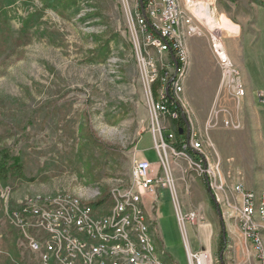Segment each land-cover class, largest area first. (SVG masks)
<instances>
[{
    "label": "rangeland",
    "instance_id": "obj_1",
    "mask_svg": "<svg viewBox=\"0 0 264 264\" xmlns=\"http://www.w3.org/2000/svg\"><path fill=\"white\" fill-rule=\"evenodd\" d=\"M208 1L219 26L222 14L240 26L237 34L220 33L246 95L235 101L221 86L207 29L192 37L184 31L186 73L177 97L190 139L202 145L194 149L204 156L202 171L168 148L163 165L155 146L153 131L160 126L167 134L172 120L155 112L147 71L150 62L158 78L175 68L169 52L148 44L138 24L140 0L0 1V150L8 148L24 167L23 178L0 181V264L34 258L12 210L62 193L93 204L106 191L131 188L141 158L169 174L170 187L142 197L166 264H189L190 227L211 264H258L232 188L242 182L264 191V0ZM192 212L197 217L188 221ZM204 226L207 245L198 231Z\"/></svg>",
    "mask_w": 264,
    "mask_h": 264
},
{
    "label": "built area",
    "instance_id": "obj_2",
    "mask_svg": "<svg viewBox=\"0 0 264 264\" xmlns=\"http://www.w3.org/2000/svg\"><path fill=\"white\" fill-rule=\"evenodd\" d=\"M212 7L208 0H184V3H177V0H140L139 12L137 14L138 24L142 31L148 34L147 42L152 46H161L162 52L172 50L173 59L176 61L173 76L168 71L160 78L162 85L158 90V98L155 99L152 92V84L159 79V71L150 62L146 79L150 92L153 96V108L155 112L166 114L168 117L176 118L177 114L172 113L166 107V94L171 89L177 97V92L183 91V84H177L175 73L181 66V60H186L184 50L185 38H180V31H188V37L202 36L204 28L207 29L212 54L221 72V86L227 87L234 96L235 101L242 100L241 87L238 86V75L235 65L226 62L222 51V39L218 38L219 25L216 23L215 15L212 14ZM211 19V20H210ZM212 21V23H209ZM216 23V25H213ZM259 96H261L259 94ZM229 121L227 120V124ZM156 128L153 131L155 146L160 153L162 164L166 166L164 156L168 160L167 148L176 157L188 154L185 151L177 150L171 140V130L163 134L160 126L158 134ZM166 132V130H165ZM189 145L193 149H200L199 142L189 139ZM204 163V156H194V166L201 171ZM133 186L125 191L119 188L111 193L113 204L108 210H115L116 217H120L121 208H132V215L124 218V226L113 227V223L107 220V212L102 214L85 210V205L78 204V210H71V197L62 193L53 201H38L33 199L24 203L22 207L14 211L19 214L22 236L28 244V249L34 255L32 264H49V257H60V264H78L79 259L88 260V264H104L95 262L97 248H82V257H75V245H81V236H88L90 240H97V247L112 245L116 248H136V255L133 258L116 257V264H135V258L146 255V245H142V237L138 236L139 222L142 215H136V206H143V215L146 213L143 195L156 193L166 183L169 186V174L160 175L153 170V165L145 158L136 159L133 165ZM170 187V186H169ZM233 191L240 202L241 226L246 236L252 240L258 257L264 263L263 244L258 242L259 230H264V206L262 220H253L251 217L252 203L254 202V191L248 189L242 182H235ZM34 206H41V213H34ZM69 216H76V223H69ZM187 220L194 221L197 215L192 212L188 214ZM73 224L83 225V232H74ZM95 225H104V228L114 229L113 242H102L95 234ZM56 231H64V240H57ZM189 264H211L210 253L206 249L194 251L188 248ZM156 264V263H155Z\"/></svg>",
    "mask_w": 264,
    "mask_h": 264
},
{
    "label": "bare ground",
    "instance_id": "obj_3",
    "mask_svg": "<svg viewBox=\"0 0 264 264\" xmlns=\"http://www.w3.org/2000/svg\"><path fill=\"white\" fill-rule=\"evenodd\" d=\"M177 3H181L180 0H177ZM213 13L214 12L212 11V14ZM221 20L222 23L219 26L218 38L220 39L223 38V35L220 32L227 31L230 34H237L240 31L239 24L232 22L231 19H229V17L226 16L225 14H222ZM209 23H212V21H210ZM213 25H216V23H213ZM183 32L184 31H180V38L183 37L182 35L185 33ZM223 42L224 41L222 39V51H223V56H225L226 62L229 63L230 65H235L228 54V49L226 45ZM186 62H187L186 60H181V66L178 69V72L175 73V80L177 84H183L182 78H184L186 73ZM235 68H236V75H238V86L241 87V96L243 98L246 95V89L244 86L245 84L242 80L240 69L236 65ZM181 92L182 91L177 92V96ZM173 138L175 137L173 134H171V140ZM199 147L201 150L202 145L200 143H199ZM185 156L190 161L191 166H194V156H191L189 154H185ZM53 199L55 198L46 199L45 201H53ZM71 199H72L71 210H78V204H83L85 205L86 211L94 212V208L92 207L91 204L81 203L78 199L72 197ZM38 201H42V200L38 199ZM260 206H264V191H262L260 195L254 192V202L252 203V210H251V217L253 220H262L263 208ZM34 213H41V206H34ZM15 215H13V218L16 224L20 227L19 214H15ZM131 215H132V208H121L120 217H116L115 210H110L107 213V220L109 223H113V227H122L124 226V218H127L128 216ZM136 215H142V221L139 222V227H138V236L142 237V245L147 246L146 248L147 256H138V258H135V264H155V263L166 264V262L162 258V255H165V253L164 251L159 252L158 247L154 242L152 232L150 231V227L147 223L146 213H144L143 215V206H136ZM16 217H17V221H16ZM69 223H76V216H69ZM73 231L83 232V225L73 224ZM263 232L264 230H259V235H258V242L262 244H263ZM95 234L98 235V239H102V242H113L114 239L113 228H104V225H95ZM56 238L57 240H64V231H56ZM82 248H97V253H95L96 263L116 264V257L133 258L136 255V248H116V252H115V249H112V245L97 247V240H90L88 236H81V245H75V257H82ZM49 264H60V257H49ZM78 264H88V260L79 259Z\"/></svg>",
    "mask_w": 264,
    "mask_h": 264
},
{
    "label": "trees",
    "instance_id": "obj_4",
    "mask_svg": "<svg viewBox=\"0 0 264 264\" xmlns=\"http://www.w3.org/2000/svg\"><path fill=\"white\" fill-rule=\"evenodd\" d=\"M5 2V7L10 5L13 0H0ZM53 1V0H52ZM9 3V4H8ZM4 16V9L0 10V16ZM34 17L28 18L24 23L23 26L26 28L29 26L30 22L33 21ZM169 54L172 57V62L173 65H175L176 61H174L173 56L174 52L172 50L168 51ZM166 71V70H164ZM164 71L163 74H164ZM162 77V76H161ZM160 77V78H161ZM155 80V82L152 84V92L153 96L155 99L158 98V90L160 86L162 85V80L161 79ZM166 107L172 112L176 113L177 117L172 118L169 117L172 121V126H171V134L174 135V147L179 150V151H185L191 156H195V150L187 145L188 144V136H187V127L185 128L186 123V118L185 114L183 111V108L179 102L178 97L174 94V92L170 89L169 92L166 94ZM9 156L13 157L11 158L12 161H9ZM9 177H13L16 179H21L24 177V167L23 164L21 163V160L16 157L12 156L11 152L8 148H3L0 150V181H6ZM113 200L111 197V194L109 192H105L103 196H101L97 201L93 202L92 207L94 210H98L100 213H108L109 207L112 205Z\"/></svg>",
    "mask_w": 264,
    "mask_h": 264
},
{
    "label": "crops",
    "instance_id": "obj_5",
    "mask_svg": "<svg viewBox=\"0 0 264 264\" xmlns=\"http://www.w3.org/2000/svg\"><path fill=\"white\" fill-rule=\"evenodd\" d=\"M213 55V54H212ZM214 57V56H213ZM252 190V189H251ZM255 192V191H254ZM262 192V191H261ZM256 193V192H255ZM260 193V192H259ZM189 230H190V232H192V234H193V242H194V246L193 247H190L192 250H194V251H196L197 250V247H198V242H196L197 241V234H196V232H195V230L194 229H192V227H190L189 228ZM198 231H199V233H201V235H200V243H202L203 245H207L208 243H210V241H211V238L210 237H208V235H207V228H206V226H204L203 228H201V227H199L198 228ZM189 244V243H188ZM189 246H190V244H189ZM253 249V248H252ZM263 250H264V232H263ZM252 252L253 253H251V254H253V255H255V259H256V261L258 262V264H264L262 261H261V259L259 258V257H257L256 256V253H255V250L253 249L252 250ZM174 260V259H173ZM172 263L173 264H175V261H172ZM171 263V264H172Z\"/></svg>",
    "mask_w": 264,
    "mask_h": 264
},
{
    "label": "water",
    "instance_id": "obj_6",
    "mask_svg": "<svg viewBox=\"0 0 264 264\" xmlns=\"http://www.w3.org/2000/svg\"><path fill=\"white\" fill-rule=\"evenodd\" d=\"M185 118H186V116H185ZM186 122H187V136H188V139H190V126H189V122L187 121V119H186ZM212 198H214V197L212 196Z\"/></svg>",
    "mask_w": 264,
    "mask_h": 264
}]
</instances>
